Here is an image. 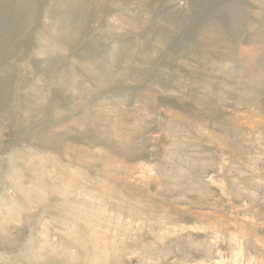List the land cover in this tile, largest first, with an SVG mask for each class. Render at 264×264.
<instances>
[{
    "label": "rangeland",
    "instance_id": "rangeland-1",
    "mask_svg": "<svg viewBox=\"0 0 264 264\" xmlns=\"http://www.w3.org/2000/svg\"><path fill=\"white\" fill-rule=\"evenodd\" d=\"M8 1L0 264H264V0Z\"/></svg>",
    "mask_w": 264,
    "mask_h": 264
},
{
    "label": "bare ground",
    "instance_id": "bare-ground-1",
    "mask_svg": "<svg viewBox=\"0 0 264 264\" xmlns=\"http://www.w3.org/2000/svg\"><path fill=\"white\" fill-rule=\"evenodd\" d=\"M7 1H8V0H4V3H3V0H2V4H0V7H1V5L4 6V8H3V7H1L2 9L0 8V9L2 10V11H1V14H2L3 12H5V10L8 11V10H9L10 8H12V6H13L12 3H10L9 1H8V3H7ZM11 1H12V0H11ZM16 1H17V0H16ZM18 1H20V0H18ZM21 1H22V0H21ZM23 1H24V0H23ZM65 1H66V0H65ZM76 1H77V0H76ZM78 1H80V0H78ZM78 1H77V3H78ZM68 2H69V1H68ZM19 3H20V2H19ZM19 3H18V4H19ZM72 3H73V2H72ZM16 4H17V3H16ZM20 4H21V3H20ZM24 4H27V2H26V3L24 2ZM31 4H32V3H31ZM11 5H12V6H11ZM29 5H30V4H29ZM81 5H82V4H81ZM14 6H15V5H14ZM14 6H13V7H14ZM23 6L26 7V5H22V6H20V7H22V9H23ZM31 6H32V5H31ZM29 7H30V6H29ZM58 7H59V6H58ZM66 7H67V6H66ZM73 7H74V6H73ZM75 7H76V6H75ZM82 7H83V6H82ZM14 8H16V7H14ZM27 8H28V5H27ZM27 8H26L25 11H27ZM28 9H29V8H28ZM30 9H31V7H30ZM30 9H29V10H30ZM52 9H53V8H52ZM54 9H56V8H54ZM57 9H58V8H57ZM60 9H61V8H60ZM60 9H59V10H60ZM106 9H107V8H106ZM10 10H11V9H10ZM17 10H19V8H18ZM49 10H50V9H49ZM81 10H83V9L81 8ZM15 11H16V9H15ZM30 11H31V10H30ZM60 11H62V10H60ZM79 11H80V10H79ZM9 12L11 13V11H9ZM28 12H29V11H28ZM32 12H33V10H32ZM58 12H59V11H58ZM80 12H81V11H80ZM80 12H79V14H80ZM6 13H7V12H6ZM12 13H14V12H12ZM29 13H31V12H29ZM49 13H50V12H49ZM52 13H53V12H52ZM55 13H56V12H55ZM70 13H71V11H69V12H68V11H64V12L62 13V15H60L61 17L59 18V20H61V18H62L63 16H64L66 19H70ZM18 14H19V12H18ZM79 14H78V15H79ZM14 15H15V14H13V16H14ZM22 15H23V14H22ZM67 15H68V16H67ZM75 15H76V14H75ZM52 16H53V15H52ZM73 16H74V13H73ZM80 16H81V15H80ZM50 17H51V16H50ZM64 17H63L62 19H64ZM52 18H53V20H54V16H53ZM52 18H51V19H52ZM72 18H73V17H72ZM16 19H17V18H16ZM73 19H74V18H73ZM76 20H77V19H76ZM56 21H57V20H56ZM3 22H4V21H3ZM20 22H21V20H20ZM66 22H68V21H66ZM66 22H64V23H65V24H64L65 26H66V24H67ZM77 22H78V21H77ZM62 23H63V22H62ZM62 23H61V24H62ZM68 23H69V22H68ZM78 23H81V22H78ZM5 24H7V23H5ZM62 25H63V24H62ZM62 25H61L60 27H62ZM0 26H1V24H0ZM8 26H9V25H8ZM65 26H64V27H65ZM2 27L4 28V26H2ZM5 28H6V27H5ZM27 28H28V27H27ZM0 29H2V28L0 27ZM18 29H19V28H18ZM61 29H62V28H61ZM8 30H9V29H8ZM11 30H12V29H11ZM23 30H25V29H23ZM62 30H63V33H62V34H64V29H62ZM67 31H68V30H67ZM67 31H66L65 33H67ZM9 32H10V31H9ZM17 32H18V31H17ZM49 32H50V31H49ZM5 33H6V32H5ZM10 33H11V32H10ZM18 33H19V32H18ZM2 34H3V32H2ZM62 34H61V35H62ZM67 34H68V33H67ZM70 34H71V33H70ZM5 35H7V34H5ZM5 35H4V36H5ZM50 35H51V34H50ZM50 35H47V36H50ZM47 36H45V39L48 38ZM51 36H52V35H51ZM6 37H7V36H6ZM11 37H13V36H11ZM61 37H62V36H61ZM66 37H67V36H66ZM15 38H16V37H15ZM42 38H43V37H42ZM55 38H56V37H55ZM55 38H54V39H55ZM45 39H43V41H45ZM51 39H53V37H51ZM54 39H53V40H54ZM61 39H62V38H61ZM61 39H60V40H61ZM65 39H66V38H65ZM53 40L50 41V39L48 38V41H45V42H47L46 44H48V42H49L50 45L53 44L55 47L58 46V44H57L58 42H55V44H56V45H55L54 42H52ZM60 40H59V42H60ZM62 40H63V39H62ZM62 40H61V41H62ZM67 40H68V39H67ZM54 41H55V40H54ZM50 42H52V43H50ZM64 42H65V40L63 41V43H64ZM46 44H45V45H46ZM49 44H48V45H49ZM119 44H120V43H119ZM128 44H129V43H128ZM43 45H44V44H43ZM43 45H42V46H43ZM126 45H127V44H126ZM54 46H53V47H54ZM59 46H60V44H59ZM59 46H58V47H59ZM62 46H63V45H62ZM65 46H66V45H65ZM79 46H80V45H79ZM123 46H124V45H123ZM130 46H131V45H130ZM4 47H5V46H4ZM50 47H52V45H51ZM55 47H54V48H55ZM128 47H129V46H128ZM7 48H8V47H7ZM43 48H44V47H43ZM48 48H49V47H48ZM48 48H47L46 50H48ZM68 48H69V47H68ZM72 48H73V47H72ZM79 48H80V47H79ZM123 48H124V47H122L121 49H123ZM126 48H127V47H126ZM129 48H131V47H129ZM50 49H51V48H50ZM69 49H70V48H69ZM74 49H75V48H74ZM127 49H128V48H127ZM77 50H78V48H77ZM0 51H1V47H0ZM6 51H7V50H6ZM121 51L123 52V50H121ZM126 51H128V50H125V52H126ZM249 51H250V50H249ZM249 51H248V52H247V51H244V54H245V55L243 54V55H244V58L247 59V63H248V61H249V62H252L253 59H254V58H253L254 55H252L253 53H250ZM1 52H2V51H1ZM3 52H4V50H3ZM51 52H52V49H51L50 53H51ZM72 52H75V51L72 50ZM125 52H124V53H125ZM128 52H129V51H128ZM242 52H243V51H242ZM9 53H10V52H9ZM6 54H7V53H6ZM125 54H126V56H127V53H125ZM128 55H129V54H128ZM241 55H242V54H241ZM83 56H85V55H83ZM90 58H91V56H90ZM93 58H94V57H93ZM84 60H85V59H84ZM89 62H90V61H89ZM248 64H250V63H248ZM250 67H251V66H250ZM13 153H14V152H12V154H13ZM9 154H10V153H9ZM12 154H10V155H12ZM15 154H16V153H15ZM17 155H19V154H17ZM19 156H20V155H19ZM13 158H15V157H13ZM21 158H23V157H21ZM9 159H12V157L10 158V156H9ZM17 159H18V158H17ZM19 159H20V158H19ZM10 161H11V160H10ZM20 162H21V159H20ZM8 164H10V162H9ZM10 166H11V164H10ZM15 166H16V165H15ZM11 168H12V167H11ZM15 169H16V168H15ZM36 170H37V169H36ZM18 171H19V170H18ZM18 171H17V172H18ZM20 172H21V171H20ZM23 172H24V171H23ZM23 172H22V173H23ZM37 172H38V170H37ZM37 172H35V173H37ZM22 173H21V174H22ZM35 173H34V174H35ZM13 174H14V173H13ZM16 174H17V173H16ZM18 174H19V173H18ZM34 174H33V176H34ZM26 175H28V174H26ZM26 175H25V178H27ZM37 175H38V174H37ZM21 176H24V175L22 174ZM33 176H32V177H33ZM39 176H41V175H39ZM42 176H43V175H42ZM113 176H114V175H113ZM9 177H10V176H9ZM12 177H15V176H11V178H12ZM17 177H18V175H17ZM109 177H110V176H109ZM114 177H115V176H114ZM114 177H113V178H114ZM19 178H20V176H19ZM37 178H40V177H37ZM42 178H43V177H42ZM111 178H112V177H111ZM113 178H112V179H113ZM14 179H15V178H14ZM17 179H18V178H17ZM17 179L15 180L16 182H17ZM32 179H33V178H32ZM114 179H115V178H114ZM119 179H121V178H119ZM30 180H31V179H30ZM43 180H44V179H43ZM116 180H117V178H116ZM18 181H20V180H18ZM32 181H34V180H32ZM121 181H122V180H121ZM30 182H31V181H30ZM114 182H116V181H114ZM117 182H118V181H117ZM18 183H19V182H18ZM34 183H36V182H33V185H32L33 187H34ZM16 184H17V183H16ZM19 184H20V183H19ZM31 184H32V183H31ZM12 185H13V184H12ZM36 186H37V185H36ZM10 187H11V186H10ZM18 187H19V186H18ZM22 187H23V186H22ZM39 187L41 188L42 186H39ZM39 187H38V188H39ZM36 188H37V187H36ZM40 188H39V189H40ZM19 189H20V188H19ZM22 189H23V188H22ZM20 190H21V189H20ZM22 192H23V191H22ZM44 192H45V191H44ZM3 194H4V193H3ZM37 194H38V193H37ZM37 194H36V195H37ZM1 195H2V194H0V196H1ZM6 195H7V194H6V192H5V196H6ZM5 196H4V197H5ZM10 196H11V195H10ZM39 196H42V195H40V194L37 195V197H39ZM6 197H7V196H6ZM35 197H36V196H35ZM14 198H15V197H14ZM16 198H17V197H16ZM2 199H3V198H2ZM2 199H1V200H2ZM7 199L10 200L9 198H7ZM34 199H35V198H34ZM3 200H4V199H3ZM8 200H7V201H8ZM22 200H23V199H22ZM5 201H6V200H5ZM15 201H16V200H15ZM39 201H40V200H39ZM8 202H9V201H8ZM10 202L13 204L14 201L12 202V199H11ZM21 202H22V201H21ZM24 202H26V201H24ZM56 202H57V201H56ZM1 203H2V202H1ZM1 203H0V205H1ZM3 203H4V202H3ZM11 203H10V204H11ZM35 203H37V202H35ZM4 204H5V203H4ZM7 204H8V203H7ZM12 204H11V205H12ZM19 204H20V203H19ZM38 205H39V204H38ZM42 205H44V203H43ZM53 205H54V204H53ZM2 206H3V205H2ZM4 206H5V205H4ZM7 206H8V205H7ZM7 206H6V207H7ZM15 206H16V205H15ZM40 206H41V204H40ZM55 206H56V205H55ZM23 207H24V206H23ZM25 207H26V206H25ZM1 208H2V207H1ZM2 209H7V208H2ZM12 210H14V209H12ZM19 210H20V207H19ZM21 210H22V209H21ZM47 210H48V209H47ZM1 211H2V210H1ZM6 211H9V210H6ZM6 211H4V212H6ZM10 211H11V210H10ZM23 211H25V210H23ZM14 212H15V210H14ZM17 213H18V210H17ZM36 213H37V212H36ZM36 213H35V215H36ZM49 213H50V212H49ZM30 214H31V213H30ZM30 214H29V215H30ZM33 214H34V213H33ZM6 216H7V215H6ZM6 216H5V217H6ZM1 217H2V219H4L3 216H1ZM1 217H0V219H1ZM7 217H8V219H9L10 216H7ZM31 217L33 218V216H31ZM13 218L15 219V217H13ZM13 218H12V219H13ZM39 218H40V217H39ZM39 218H38V219H39ZM18 219H19V218H18ZM33 219H35V218H33ZM0 221H1V220H0ZM4 221H5V220H4ZM3 223H4V222H3ZM6 223H7V222H6ZM11 223H12V222H11ZM13 223H14V222H13ZM0 224H1V223H0ZM6 225H8V224H6ZM35 225H36V220H35ZM37 225H39V224H37ZM12 226H13V225H12ZM31 226H32V225H31ZM2 227H3V225H2ZM13 227H14V226H13ZM28 227H29V225H28ZM0 229H1V228H0ZM3 229H4V227H3ZM5 229H6V228H5ZM11 229H12V228H11ZM14 229H15V228H14ZM31 229H32V228H31ZM41 229H42V228H41ZM7 230H8V229H7ZM8 231H9V230H8ZM28 231H29V229H28ZM42 231H43V230H42ZM42 231H41V232H42ZM4 232H5V230H4ZM32 232H33V231H32ZM1 233H2V231H1ZM5 233H6V232H5ZM12 233H13V232H12ZM37 233H38V232H37ZM55 233H56V232H55ZM55 233H54V234H55ZM88 233H89V232H88ZM88 233H87V234H88ZM90 233L92 234V232H90ZM90 233H89V234H90ZM93 233H94V232H93ZM7 234H9V233H7ZM38 234H39V233H38ZM47 234H48V233L44 231L43 234H42V237H47ZM31 235H32V233H31ZM36 235H37V234H36ZM50 235H51V234H50ZM0 236H1V234H0ZM5 236H6V234H5ZM11 236L14 237V236H16V235H11ZM32 236H33V235H32ZM32 236H31V237H32ZM37 236H38V235H37ZM51 236H52V235H51ZM58 236H59V235H58ZM92 236L94 237L95 235L92 234V235H90L89 237H92ZM97 236H98V235H97ZM1 237H2V236H1ZM33 237H34V236H33ZM38 237H39V236H38ZM52 237H55V236H52ZM59 237H60V236H59ZM9 238H10V237H9ZM15 238H16V237H15ZM95 238H96V236H95ZM10 239H12V238H10ZM10 239H7V238H0V245H2L3 247H4V246H10V242H11ZM44 239H45V238H44ZM12 240H13V239H12ZM14 241H15V240H14ZM14 241H12V242H14ZM49 242H50V243H49ZM67 242H68V241H67ZM29 244H30V243H29ZM69 244H70V243H69ZM69 244H65L60 238H59L58 240H57V239L55 240V239L53 238L51 241L48 239V247H47V249L43 248V251L46 250V252L49 253V258H48V260H49L50 264H62L61 261H63V260L60 261V258H58V256L60 257L59 254H63V253H66V252L70 251L71 246H70ZM15 245H16V244H15ZM71 245H72V244H71ZM11 246H12V244H11ZM30 246L32 247L31 244H30ZM72 246H73V245H72ZM31 247H29V248H31ZM24 248H26V247H24ZM32 248H33V247H32ZM32 248H31V250H32ZM41 249H42V248H41ZM18 250H19V249H18ZM20 250H21V249H20ZM33 250H34V248H33ZM33 250H32V251H33ZM35 250H36V249H35ZM39 250H40V248H39ZM9 251H10V250H9ZM24 251H25V250H24ZM24 251H23V252H24ZM43 251H42V252H43ZM4 252H5V251H4ZM19 252H20V251H19ZM19 252H18V253H19ZM21 252H22V251H21ZM37 252H38V250H37ZM42 252H41V253H42ZM74 252H75V251H74ZM35 253H36V252H35ZM38 253H39V252H38ZM41 253H40V254H41ZM72 253H73V252L71 251V254H72ZM8 254H9V253H8ZM20 254H21V253H20ZM27 254H28V252H27ZM29 254H30V253H29ZM29 254H28V255H29ZM43 254H44V253H43ZM66 254H69V253H66ZM77 254H78V253H77ZM77 254H76V255H77ZM35 255H36V254H35ZM73 255L75 256V254H73ZM9 256H10V255H9ZM62 256H63V255H62ZM68 256H69V255H68ZM74 256H73V257H74ZM77 256H78V255H77ZM28 257H29V256H28ZM42 257H43V256H42ZM65 257H66V255H65ZM70 257H72V255H70ZM73 257H72V258H73ZM86 257H87V256H86ZM7 258H8V257H7ZM16 258H18V257H16ZM30 258H31V257H30ZM40 258H41V257H40ZM40 258H39V259H40ZM14 259H15V258H14ZM23 259H24V258H23ZM37 259H38V258H37ZM46 259H47V258H46ZM62 259H63V257H62ZM67 259H68V258H67ZM70 259H71V258H70ZM88 259H89V258H88ZM88 259H87V260H88ZM31 260H32V259H31ZM65 260H66V259H65ZM75 260H76V259H75ZM90 260H91V258H90ZM9 261H10V260H9ZM9 261H7V262L5 261L6 264H12V263L9 262ZM29 261H30V260H29ZM88 261H89V260H88ZM91 261H93V260H91ZM3 263H4V262H3ZM94 263H95V262H94ZM1 264H2V262H1ZM4 264H5V263H4ZM17 264H23V263H22V262H18ZM24 264H25V263H24ZM48 264H49V263H48ZM66 264H67V263H66ZM95 264H96V263H95Z\"/></svg>",
    "mask_w": 264,
    "mask_h": 264
}]
</instances>
